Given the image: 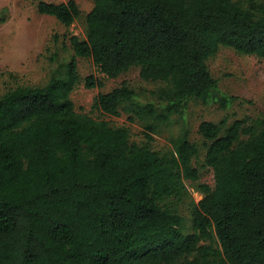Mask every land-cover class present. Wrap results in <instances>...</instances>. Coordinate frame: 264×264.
<instances>
[{"label": "trees", "instance_id": "trees-1", "mask_svg": "<svg viewBox=\"0 0 264 264\" xmlns=\"http://www.w3.org/2000/svg\"><path fill=\"white\" fill-rule=\"evenodd\" d=\"M89 1L85 37H68L69 60L42 86L0 96V264H264V112L199 123L214 184L196 183L202 196L187 229L177 204L184 180L199 177L188 129L160 154L70 99L77 57L110 78L137 67L142 80L162 83L155 101H139L123 81L93 106L156 132L189 100L216 99L207 60L219 47L264 58V0ZM37 2L65 26L80 15L75 0ZM83 82L102 86L93 75Z\"/></svg>", "mask_w": 264, "mask_h": 264}, {"label": "rangeland", "instance_id": "rangeland-1", "mask_svg": "<svg viewBox=\"0 0 264 264\" xmlns=\"http://www.w3.org/2000/svg\"><path fill=\"white\" fill-rule=\"evenodd\" d=\"M37 1L0 0V96L16 86L34 87L45 84L51 72L59 69V65L68 61L73 54L68 37H85V15L92 8L91 1L75 0L80 15L69 26L51 15L40 13ZM45 1L60 3L67 0ZM239 1L245 3L247 0ZM76 59L80 82L70 94L76 112L87 114L96 120H104L110 126L126 127L131 141H148L152 149L160 154L170 153L171 139L178 136L182 128L188 129L189 139L199 148V154L192 162L199 177L196 181L184 180L188 193L177 204L178 212L186 219L188 229L190 203L197 202L202 196L195 188L196 183H205L210 187L214 184L212 170L203 165V138L197 131L198 125L202 121L217 123L222 118H227V123L245 117L253 120L264 112V58L238 53L229 47H219L207 60L212 76L218 79L216 99L213 98L206 104L189 100L182 116L173 115L156 132L145 129L138 119L129 120L128 114L123 110H119L118 115L104 113L93 106V101L99 93L108 92L123 81L134 89L139 101H155L153 91L162 85L161 82L142 80L137 67L110 78L98 70L90 57ZM87 75L99 79L102 86L86 87L83 78ZM222 96H233L234 99L222 106L218 101ZM146 133L151 135L150 140L146 138Z\"/></svg>", "mask_w": 264, "mask_h": 264}]
</instances>
